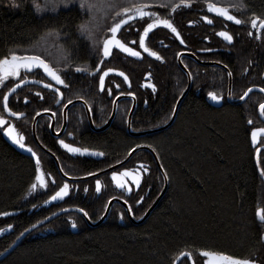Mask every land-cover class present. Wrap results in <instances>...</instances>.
Wrapping results in <instances>:
<instances>
[{"label": "trees", "instance_id": "obj_1", "mask_svg": "<svg viewBox=\"0 0 264 264\" xmlns=\"http://www.w3.org/2000/svg\"><path fill=\"white\" fill-rule=\"evenodd\" d=\"M239 1L243 14L264 18V0ZM88 16L78 6L37 12L29 0H0V58L16 52L40 55L50 61V51L44 54L43 49V38L50 34L63 46L68 64L75 66L83 61L93 65L97 59L79 37V26L83 23L93 31ZM244 57L240 56L237 64ZM175 64L172 60L169 69L157 70L158 90L154 97L149 94L145 107L139 103L131 119L133 130L153 129L168 121L183 88ZM79 80L77 75L69 77L66 93L69 97H82L92 105L88 98L100 97L91 93L95 85L89 81L81 85ZM217 80L224 84L225 76ZM197 82L191 85L174 122L165 131L131 137L125 131L122 110L103 132L83 133L82 139L79 138L80 148L104 153L95 159L72 158L58 146H51L43 119H39L36 136L55 155L66 175L81 177L102 170L121 161L133 147L144 145L157 156L168 181L167 189L140 225L127 221L119 205H114L107 220L95 228L88 227L78 214L65 213L30 233L0 264H172L183 252L198 263L202 250L264 264V221L258 220L256 214L264 204V184L255 167V148L250 137L251 130L264 125L256 114L255 102L214 108L206 102L205 82ZM11 85L0 89V101ZM26 89L9 100V108L24 114L15 121V127L29 145L32 118L50 108L54 98L43 91L40 99ZM98 103L99 119H105L110 102L103 98ZM71 114L76 116L74 110ZM36 153L39 167L5 141L0 127V254L26 229L61 209H83L95 221L108 199L118 195L106 175L100 177L102 189L98 193L88 180L74 184L78 190L70 191L63 200L45 205L59 190L61 179L52 159L40 151ZM137 163L147 164L148 168L141 186L127 200L136 219L162 188L161 176L150 153L139 151L126 165ZM259 165L264 170V152L259 155ZM39 169L46 176V186L32 189ZM179 264L188 262L183 259Z\"/></svg>", "mask_w": 264, "mask_h": 264}, {"label": "flooded vegetation", "instance_id": "obj_2", "mask_svg": "<svg viewBox=\"0 0 264 264\" xmlns=\"http://www.w3.org/2000/svg\"><path fill=\"white\" fill-rule=\"evenodd\" d=\"M208 2H213V1L192 0L190 7L182 6L180 8H177L175 12H172L171 9H168V11L167 12L165 11V13H162V11L154 10L152 8L147 9V11L156 12L161 18H169L172 21L173 25L178 30V32L180 33V37L178 38L175 35V33L171 32L170 29L164 28L163 26L154 28L149 33V36L146 39L147 46L151 48L153 51L159 53V55L163 57V60H159L156 59L155 57L150 56L148 53L144 52L143 49L139 47V36L140 34H142L143 28L146 26V22H150V18L145 17L144 19H140L139 17H137L136 19L129 21V25H131V27H129V25L122 26L120 32L117 35L118 38H121L130 47H133L137 51H140L141 57L140 58L132 57L126 53L121 52L118 49L113 48L112 56L108 57L106 60H103L104 61L103 64L99 65L101 59L102 41L106 36L111 35V33L108 32V28H110L113 25V23L117 22L121 18L120 17L116 19L115 17H113L110 21V24L105 29L104 28L99 29V27L97 28L99 33H97V31L93 33V31L90 30L92 33V37H91L92 40H90V42L88 41L89 39L83 40L84 43H86V45L87 43L88 45H94L93 44L94 38L97 39V42L94 41L96 47H94L93 49L95 54L93 56L97 59V61H95L93 65L89 62L85 63L83 61L75 65V66L87 65L91 69L90 72L78 73L75 71V66L73 67V70H70V67H68V69L61 71L62 78L65 79L67 85L64 86V85L54 84V81H52L50 77L44 75L39 69L34 70L33 73H27V74H25L22 70L20 78L10 77L7 81L4 82V85H0V88H4L11 83L12 85L8 88L10 89L12 86L17 84L21 78H24L25 76H27L26 80H35V81L42 80L44 82L43 84L52 83L54 87H59L60 91L63 93V97L61 98L60 96V100H59V96L54 92L53 89H48L46 87H39L35 85H27L21 87L15 92V94L18 93V91L20 90L26 89L27 87H32L33 88L32 90L26 89V92L30 91L33 95L39 96L40 99H41V92L43 91L49 93L50 95H53L52 97L54 98V101L53 104L49 106L50 107L48 108L49 111H45V110L39 111V112H45L47 114L37 119L35 124V135H36L37 122L39 121V119H43L44 129L48 135V141L50 145L58 146V148L64 151L66 154L67 152L64 149L65 147L60 143L61 140H63L66 144H71L73 147L80 148L78 144H80L79 140L82 139L83 133H87L88 131H92L94 133L103 132L113 124L116 115L118 114V112H121L122 110L125 111V131L127 134H129L127 132V116L130 110L134 105V111H133L134 114L135 111L139 108L140 102L143 104L144 107L147 105V97L149 96V94L152 97L155 96L158 90L157 70L158 69L162 70L165 68L169 69V62L172 60H174L176 63L175 65L177 67V70H175V72L180 74L183 79V82L181 81V85L183 86V88L181 86L182 91L180 95L187 87L189 77L191 81L190 87L193 83L198 84L197 81H199L200 84H203L205 82L206 84L205 99L207 103L208 101L213 100L209 96V92H214L221 97V99L219 100L220 106L218 108H220L224 104L242 106V105L250 104L251 102H255L257 106L256 114L261 124L264 125L263 121L259 117V107L261 104H264V92L260 91V88H264V30L258 32L257 29H253L251 27V20L255 18V16L252 17L247 16L242 13L241 9L233 8L230 7L229 5L219 4L217 2L218 5L229 6L231 14L236 15L242 21V23L236 24L233 21L226 20L224 17L218 16L214 13H210L207 10ZM204 16H209V18L212 20V23L209 24L208 22H206L203 19ZM221 31L228 32L233 38L232 41L228 42L223 37L218 35V33ZM249 32H252V35H249ZM257 35H260L261 38L257 39L256 38ZM181 38L183 39L184 43L180 42ZM133 40L136 41L135 44L131 43ZM98 45L99 47L97 48ZM61 47L63 46L61 45ZM88 50L91 51L90 49ZM48 51H50L48 53V58H49V55L51 54V47L48 49ZM249 53H251V56H249ZM98 54L99 56H96ZM240 56H245V57L238 61L239 64L238 65L236 61L240 58ZM109 60H111L110 63L108 65H105V62ZM46 62L49 63L48 60H46ZM179 63L185 68L184 69L185 71L181 69ZM97 66H99L100 68L99 71H95ZM115 67H119L120 69H117ZM108 68H112L118 73L121 71L124 72L128 76V81H125L122 76L109 74L107 77H105V87L104 90L101 91L99 87V76L103 73V71H105ZM229 72H231V75L228 74ZM149 73L151 75H149ZM72 75L80 76V80L78 81V83H80L81 85L87 81L92 82V85H95V89H93L91 93L100 96L99 99H95L94 97L88 98V101L90 103H93L92 105H90L82 97L81 98L69 97L68 94L66 93V89L69 84V77H71ZM170 76L171 74H169L168 78H170ZM224 76H225V81L223 84L220 83L217 79L218 78L221 79ZM151 85H155V91H153ZM249 88H252L253 91L250 92L248 96L244 97V99H241V97L244 95V92L247 91V89ZM108 89H111V94H109ZM80 90H83L82 86H80ZM37 93H40V95H37ZM91 93H87V94L91 95ZM129 93H133V95H129ZM103 98L104 100L107 99L109 100L110 112L105 119L103 118L99 119L98 102ZM116 98H120L116 105V112L110 124L107 125L108 119L110 118L111 115L112 103ZM69 100H71V103H69ZM14 102L15 103L18 102V96L15 97ZM23 102H25V99ZM82 102L90 111V120L93 124V127H91L89 123V120L86 115V110ZM67 105L69 106L66 108V120L64 121L63 110ZM72 110H74L76 116L71 114ZM69 112L71 114L70 116H69ZM0 115L5 121H7L4 127L9 125L15 126V121L21 119V118L20 119L8 118L3 112L2 107H1ZM132 116L130 118L131 131L132 132L146 131V130L140 131V130L132 129L131 127ZM73 117H75L76 119L74 120ZM31 124H30V131H31ZM162 125L163 124H161L160 126ZM103 127L105 128L102 131H94L97 129H101ZM260 128H264V127L257 126L253 130ZM31 137H32V132H31ZM262 140H264V133L258 134L257 139L255 141V149L257 147L264 146ZM24 143H25V138H24ZM33 143L35 147L39 150L36 143L34 142V139H33ZM138 146H143V145H138ZM93 152L94 151H92V153ZM263 152L264 150H262L260 154H262ZM67 155L72 158L79 157V156H71L69 154ZM99 157H100L99 155H93L92 157L89 158L95 159ZM128 162H126L123 166L119 167L118 169L113 170L112 173L118 171L119 169H129L131 167H134L135 165L147 166V164L144 163L131 164L127 166L126 164ZM106 175L108 176V179L112 183L111 184L112 187L115 189V191L118 194L111 198L118 197L124 200L125 202H127L131 194L137 192V190H132L129 193V195H123V193L119 191L117 189V186L113 183L111 178V173H107L102 176H106ZM146 175L147 172L143 174L139 186H141L142 181ZM59 177L61 179L60 188H62L63 185L67 183L65 182V180L61 178L60 175ZM100 177L97 178L100 179ZM81 182H75V183L69 182L67 196H69L70 191L72 190L76 192L78 190V186H74V184ZM100 184L102 189L101 180H100ZM84 188L85 190H87V186ZM93 191L96 193V186L94 187ZM86 193L87 192H85L84 195H86ZM114 205H119L122 208L120 204L115 203L112 205V207ZM112 207L110 209V212L112 210ZM263 209H264V204H263ZM124 215L127 218V221H129L125 211H124ZM119 216L121 217V214H119ZM97 220L95 221L90 220V221L96 222ZM193 263L205 264L203 256L202 259L198 261V263L197 262L195 263L194 260Z\"/></svg>", "mask_w": 264, "mask_h": 264}, {"label": "snow or ice", "instance_id": "obj_3", "mask_svg": "<svg viewBox=\"0 0 264 264\" xmlns=\"http://www.w3.org/2000/svg\"><path fill=\"white\" fill-rule=\"evenodd\" d=\"M61 2L65 3V6L67 5L70 0H61ZM192 0H180L179 4H175L171 6V11L175 12L177 8L180 7H190ZM35 9L37 12L44 11L48 9L51 6L52 10H55L58 7L57 0H45L44 4L41 5L37 0H33ZM79 6L81 9L85 10L86 13H91L95 10L96 5L91 2V0H80ZM111 6V5H110ZM150 7L149 4L146 3H130L126 7H122L120 11L115 13V16L121 17L117 22L113 23V25L108 28V32L111 33L110 36H106L102 41V47L101 51L104 58H108L112 56L113 54V48L120 50L123 53L128 54L132 57H141V52L137 51L135 48L130 47L127 43H125L121 38H118V33L120 32L122 26L129 25V21H132L139 17L140 19H144L145 17L150 18V22H146V26L143 28L142 34L139 36V47L143 49L144 52L148 53L150 56L155 57L156 59L163 60V57L159 55L156 51H153L151 48H149L146 44V39L149 36V33L159 26H163L164 28L170 29L171 32L175 33V35L179 38L180 33L176 29V27L173 25L172 21L169 18H161L156 12H150L147 11V9ZM161 7H166V5H161ZM230 7L239 9L240 5L238 4H232ZM229 6H221L214 2H208L207 3V10L210 13H214L218 16L224 17L228 21H233L236 24L242 23V21L236 16L231 14ZM203 19L208 22L209 24L212 23V20L209 18V16H204ZM131 27V25H129ZM251 27L253 29H257L258 32L261 30H264V18H261L259 16H255L251 20ZM79 30L82 35L87 33V37L90 39L92 36V33L88 27L87 23H83L79 26ZM59 35V34H57ZM221 37H223L226 41L231 42L232 36L226 32L221 31L218 33ZM249 35H252V32H249ZM257 39H260V35H257ZM181 43H184L183 39H180ZM95 43V42H94ZM132 44H135L136 41L133 40L131 42ZM68 57L66 56L65 59ZM103 60L100 61V64H103ZM72 65L65 64V69L68 67H71ZM40 69L44 74H46L47 77H50L52 81H55L56 85H66L65 79L62 78L61 71L57 68L50 65L48 62H46L45 59H43L40 55L36 54H17L16 52H12L9 54V56H5L3 58H0V85H4V82L7 81L10 77L12 78H20L21 72L25 74L27 73H33L34 70ZM100 68L97 66L95 71H99ZM75 71L78 73H88L91 71L90 67L87 65L84 66H75ZM115 71L112 68H108L99 76V87L100 90L103 91L105 87V77L109 75V73ZM231 75V72L228 73ZM119 75L123 77L125 81H128V76L124 72H119ZM149 75H151L149 73ZM27 76L24 78H21L19 80V83L15 85V87L10 89V92H15L17 88H19L22 84L26 82ZM37 83H44L42 80H37ZM44 87L48 89H53L56 93H59L61 98L63 97V93L60 91L59 87H54L52 83H45ZM153 91H155V85H151ZM253 89L249 88L247 91L244 92V95L241 97V99H244V97L248 96L250 92H252ZM261 92H264V88H260ZM109 94H111V89H108ZM37 95H40V93H37ZM129 95H133V93H129ZM209 96L214 101H219L221 97L217 95L214 92H209ZM41 98H43L41 96ZM69 103H71V100H69ZM3 104L4 108L9 111V113L12 116H15L17 118L23 116V113L12 111L11 108H9V96L5 95L3 97ZM261 115L264 116V104L260 105ZM45 111H49L48 109H45ZM39 115V113H37ZM54 114V113H53ZM7 121H5L2 117H0V125H5ZM249 123H252L250 120ZM6 134L13 140L14 143L19 145L21 148H25L26 145L24 144V137L20 135L14 125H9L7 128L4 129ZM264 133V128L256 129L252 132V138L253 142L256 141L258 134ZM60 143L68 149L70 152L73 153H87L90 150L88 148H77L73 147L71 144H66L63 140L60 141ZM29 152L32 151L31 148L27 149ZM93 155H104L103 152H93ZM33 155L35 153L33 152ZM37 167H39V159L37 158ZM141 168H143V165H141ZM144 171H147L146 168H143ZM140 169H125L122 173L113 172L112 178L113 180H116L117 185L121 188L125 187L126 182H121L119 179H117L119 176H131L132 182L138 187L140 184ZM262 174H264V170H262ZM36 180L41 184L46 186V182L44 180V174L41 172L39 175L36 176ZM32 189H36L37 184L31 185ZM101 190V184L100 181H96V191L99 192ZM128 190L131 191V186L129 185ZM68 194V185L64 184V186L60 189L59 192L56 193L52 197L53 200L57 199L58 197H63L64 195ZM127 203V202H126ZM131 211V207L128 209ZM80 211L84 212V215L87 216L88 213L81 209ZM6 215V213H5ZM258 216L261 221H264V209H260L258 211ZM73 227H76L75 223L72 225ZM201 255L204 257L209 258L206 261V264H257L256 261H253L249 258H237L233 257L231 255L225 254V253H219L215 251L210 250H202Z\"/></svg>", "mask_w": 264, "mask_h": 264}, {"label": "water", "instance_id": "obj_4", "mask_svg": "<svg viewBox=\"0 0 264 264\" xmlns=\"http://www.w3.org/2000/svg\"><path fill=\"white\" fill-rule=\"evenodd\" d=\"M107 58H104L103 57V54H102V51H101V60H106ZM100 65V63H99ZM179 66L181 67V69H185L180 63H179ZM40 70V69H39ZM42 72V70H40ZM185 71V70H184ZM43 73V72H42ZM44 74V73H43ZM109 74H115V75H119L118 72L116 71H113ZM46 75V74H44ZM189 76V75H188ZM51 79V78H50ZM190 77L188 79V84H187V87L185 88V90L182 92V94L179 96V98L177 99V101L175 102V105H174V108H173V111H172V114L169 118V120L163 124L162 126H159V127H156V128H153V129H149V130H146V131H142V132H132L131 129H130V118L133 114V111H134V105L132 107V109L130 110L128 116H127V132L129 133L130 136L132 137H135V138H142V137H145V136H149V135H152V134H156V133H160L162 131H165L167 128H169V126L172 125V123L174 122L176 116H177V111H178V108H179V105L181 103V101L184 99V97L186 96L188 90H189V87H190ZM19 83V82H18ZM54 84H55V81H54ZM16 85V84H15ZM12 86L11 88L15 87ZM27 85H35V86H39V87H44V84L43 83H37L35 80H26V82L24 84H22L19 88L16 89V91L18 89H20L21 87H24V86H27ZM10 88V89H11ZM10 89H8L6 91V93L3 95V97L5 95H8L9 96V99L14 95V93L16 92H10ZM55 92V91H54ZM56 93V92H55ZM58 96H59V100H60V94L59 93H56ZM3 97H2V101H1V107L3 109V112L5 113V115L8 117V118H11V119H20L22 118L23 116L17 118L15 116H12L9 111H7L5 108H4V104H3ZM120 98H116L113 103H112V107H111V115H110V118L108 119V122H107V125L110 124L111 120L113 119L114 115H115V112H116V105H117V102L119 101ZM82 104L84 105L85 107V110H86V115H87V118L89 120V123L91 125V127H93V124L90 120V111L89 109L85 106V104L82 102ZM208 104L213 106V107H216L218 108L220 106V102L219 101H208ZM69 105L65 106L64 110H63V120L65 121L66 120V108L68 107ZM47 113L45 112H39V115L36 114L32 120V124H31V132H32V137L34 139V142L36 143L37 147L43 151L44 153H46L47 155H49L51 157V159L53 160L54 162V165L56 167V170L58 172V174L61 176V178L63 180H65L66 183H75V182H80V181H86V180H89V179H95L97 177H100L104 174H107V173H112L113 170L115 169H118L119 167L123 166L126 162H128L130 160L131 157H133L137 152L139 151H147L148 153H150V155L152 156V159L154 161V164L158 170V173L159 175L161 176V179H162V188H161V191L159 192V194L157 195V197L154 199V201L152 202V204L148 207V209L144 212V214L139 218V219H135L133 216H132V213L131 211H129V206L127 205V203L118 198V197H114V198H111L107 201L106 203V206L104 208V211L101 215V217L96 221V222H92L90 221V219L84 215V212L80 211V209H77V208H66V209H62V210H59L57 212H55L54 214L50 215L49 217H47L46 219L34 224L33 226L29 227L28 229H26L24 232H22L18 237L17 239L4 251L0 254V261L3 260L7 255H9L20 243L23 239H25L30 233H32L34 230H36L37 228H39L40 226H43L45 225L46 223L52 221L53 219L59 217L60 215L62 214H65V213H76L78 215H80L84 221L86 222V224L91 227V228H95L99 225H101L108 217V214L110 212V209L112 207L113 204L117 203V204H120L122 206V208L124 209L129 221L131 224L133 225H140L142 224L148 217L149 215L151 214V212L154 210V208L156 207V205L158 204V202L160 201V199L163 197V195L165 194V191L167 189V185H168V181H167V178H166V175L157 159V156L155 155L154 151L152 149H150L149 147L147 146H136L134 148H132L128 153L127 155L125 156L124 159H122L121 161L117 162L116 164H113L103 170H100V171H97V172H94L92 174H89V175H85V176H81V177H70V176H67L61 169L60 167V164L57 160V158L55 157V155L50 152L49 150H47L46 148H44L40 142L37 140L36 138V135H35V124H36V121L39 117L41 116H44L46 115ZM259 117L260 119L263 121L264 123V117L261 115V110H260V107H259ZM106 125V126H107ZM105 126V127H106ZM0 127H4V125H0ZM8 126H5L3 128V131H2V136L3 138L5 139V141L11 146L13 147L16 151H18L19 153H21L22 155H25V156H28L30 158H32L35 162H37V155H33V150L31 152H29L27 149L29 148L28 146H26L25 148H21L19 147V145H17L16 143L13 142V140L6 134V132L4 131L5 128H7ZM105 127L101 128V129H97V130H94V131H102ZM251 137V143H252V146L254 147L255 146V142H253V138H252V133L250 135ZM24 142V141H23ZM67 152V154H69V152L67 151L66 148H64ZM264 150V146H260V147H257L255 149V152H254V163H255V167H256V170H257V173L260 177V179L262 180L263 184H264V175L262 174V171H261V168L259 166V154L260 152ZM35 153V152H34ZM71 156H79V157H92L93 154L92 152H87V153H76L75 155L74 154H69ZM41 173L40 170H37V175H39ZM37 181V180H36ZM60 189L57 191L59 192ZM56 195V194H54ZM53 195V196H54ZM52 196V197H53ZM66 195H64L63 197H58L57 199L53 200L52 197L47 201V203H45V205L47 204H50V203H56V202H59L61 201ZM259 211V210H258ZM257 219H259V216H258V212H257ZM261 221V220H260ZM207 258V257H206ZM183 259H186L188 261L189 264H194L193 263V260L190 256L189 253L187 252H183V253H180L173 261L172 264H179V262ZM209 258H207L208 260Z\"/></svg>", "mask_w": 264, "mask_h": 264}, {"label": "rangeland", "instance_id": "obj_5", "mask_svg": "<svg viewBox=\"0 0 264 264\" xmlns=\"http://www.w3.org/2000/svg\"><path fill=\"white\" fill-rule=\"evenodd\" d=\"M29 1H30V5H32L35 8L33 0H29ZM209 1H213L215 3L218 2L219 4H225V5H229V6H231L232 4H238L241 7L239 0H209ZM37 2H39L41 5H43L45 0H37ZM91 2L96 5V8L93 12L88 13L89 16H88L87 20H89L91 22L90 25L93 29V33L95 31H97V33H99V31L97 29L98 27H99V29H102V28L105 29L110 24V21L113 17H115L116 19L120 18V17L115 16V13L120 11L122 7L128 6L130 3H146V4L150 5V7L148 9L152 8L154 10L162 11V13H165V11L167 12L168 9H171L172 5L180 3V0H91ZM57 3H58V7L55 10H52L51 6H50L48 9L41 11V12H46V11H50V10L57 11L58 9H65V8L70 7V6H75V7L78 6L80 8V6H79L80 0H70V2H68L66 6H65V3L61 2V0H57ZM161 5H166V7H161ZM240 7H239V9H241ZM54 37L55 36L48 34V35H45V37L43 38L44 54H46V51H48V49L50 47H51L52 51L56 50L55 52H51V54L49 55V59H50L49 63L53 67L57 68L58 70L64 71V70H66L65 64H68V59H65L66 54H64L60 43L57 41V38H54ZM80 37H82L83 40L89 39L87 37V33H85L84 35H82L80 33ZM90 40H92V39L90 38L88 41L90 42ZM88 41H86V42H88ZM94 41L97 42V39L94 38ZM94 41H93L94 45H88V43H87V46L89 47V49L91 50L90 52L93 55H95L93 49H94V47H96ZM98 42H99V40H98ZM98 47H99V45L97 46V48ZM97 50H99V49H97ZM96 56H99V54ZM73 67L74 66L70 67V70H73ZM0 89H2V88H0ZM0 106H1V101H0ZM29 146L34 148L35 151L39 152V150L35 147V145L33 143V139H32V142H29ZM67 151L69 152V154H74V155L76 154V153L70 152L68 149H67ZM143 168L147 169V166H143ZM143 168H141V165L140 166L135 165L134 167L129 168L132 170L140 169V173H139L140 182H141V178H142L143 174H145L147 172V171H144ZM124 170L125 169H119L118 171H115V172L122 173ZM44 176H45V174H44ZM111 178H112V173H111ZM117 179H119L121 182H126L125 187L121 188L117 185L116 180H113V178H112L113 183L117 186V189L123 193V195H129V193L132 190L137 189V186L131 180V176H127V177L119 176ZM97 180L100 181V179L96 178V179L89 180V182L88 181H86V182H88L89 185H92V188L94 189V187L96 186ZM129 185L131 186V191L128 190ZM86 186L87 185H84L83 187H86ZM261 209H263V206L261 207ZM205 264H206V260H205Z\"/></svg>", "mask_w": 264, "mask_h": 264}, {"label": "bare ground", "instance_id": "obj_6", "mask_svg": "<svg viewBox=\"0 0 264 264\" xmlns=\"http://www.w3.org/2000/svg\"><path fill=\"white\" fill-rule=\"evenodd\" d=\"M249 56H251V53H249Z\"/></svg>", "mask_w": 264, "mask_h": 264}]
</instances>
